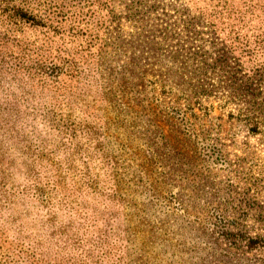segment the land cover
<instances>
[{
    "label": "rangeland",
    "instance_id": "obj_1",
    "mask_svg": "<svg viewBox=\"0 0 264 264\" xmlns=\"http://www.w3.org/2000/svg\"><path fill=\"white\" fill-rule=\"evenodd\" d=\"M0 264H264V0H0Z\"/></svg>",
    "mask_w": 264,
    "mask_h": 264
},
{
    "label": "trees",
    "instance_id": "obj_2",
    "mask_svg": "<svg viewBox=\"0 0 264 264\" xmlns=\"http://www.w3.org/2000/svg\"><path fill=\"white\" fill-rule=\"evenodd\" d=\"M19 13L22 15V17H27L30 20V18L28 17V15H26L25 13H21V12H19Z\"/></svg>",
    "mask_w": 264,
    "mask_h": 264
}]
</instances>
